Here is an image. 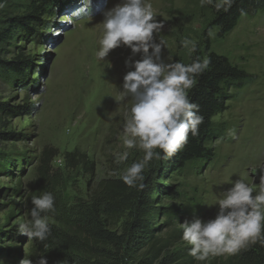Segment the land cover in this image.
I'll return each mask as SVG.
<instances>
[{"label": "rangeland", "instance_id": "374dc122", "mask_svg": "<svg viewBox=\"0 0 264 264\" xmlns=\"http://www.w3.org/2000/svg\"><path fill=\"white\" fill-rule=\"evenodd\" d=\"M13 2L16 0H0V30L5 27L6 16L16 17L8 8ZM120 2H57L59 9L53 6L54 16H43V26L33 30L35 33L21 31L2 48L0 58L14 66L18 75L11 70L8 77L0 73V104L11 110L0 113V133L4 134L0 137V264H20L29 256L33 241L18 233V225L29 213L31 198L46 192L40 186L44 155H56L50 166L52 184L46 185L47 192L55 197L56 209L48 214L49 225L63 232L74 229L78 206L88 204L102 182L122 181L123 172L143 157L142 150L127 149L123 144L124 114L131 100L122 99L120 91L124 75L134 70L125 64L131 49L115 48L104 61L96 57L103 35V13ZM149 2L157 21L164 23L154 38L164 41L165 58L189 61L193 53L180 43L185 37L197 42L196 51L203 50V34L213 19L212 5L201 7L200 0ZM74 13H79V18L69 25ZM211 45L214 53L243 70L249 83L242 90H232L226 111L213 119L215 136L208 146L211 160L167 169L166 161L153 159L144 170L156 193L154 199L163 188L179 193L172 199L161 192V200L156 202L155 207L162 208L156 212L157 225L164 226L161 235L182 230L179 224L186 219H213L217 199L237 179L244 180L253 187V195L257 194L264 176V11L244 16L223 38L211 31ZM19 56L24 57L22 62ZM132 59L139 60L140 55ZM27 64L29 70L25 72ZM229 130L235 132L234 138L227 134ZM124 152H128L127 159L117 162ZM166 221L172 222L171 227H165ZM110 231L120 237L123 230L116 224ZM188 248L176 238L166 254ZM131 249L124 247L121 264L160 261L146 249Z\"/></svg>", "mask_w": 264, "mask_h": 264}, {"label": "clouds", "instance_id": "9594fccd", "mask_svg": "<svg viewBox=\"0 0 264 264\" xmlns=\"http://www.w3.org/2000/svg\"><path fill=\"white\" fill-rule=\"evenodd\" d=\"M236 0H200V6L212 5L216 12H227ZM90 0H86V4ZM103 35L99 40L96 57L104 61L111 50L126 46L131 57L125 61L128 71L123 77L122 99L131 100L125 111L122 135L127 149L143 151L142 159L129 166L120 179L129 188L143 190L146 185L144 170L153 160L168 159L181 150L189 136L199 135V126L204 117L200 107L191 101L189 92L198 84V77L211 64L209 57H196L189 64L173 62L163 56L165 44L156 41L164 23L157 21L149 0H121L103 13ZM79 13L69 17L74 23ZM181 46L189 53L197 49V42L187 37ZM140 55L133 62V57ZM235 137V132L227 133ZM159 149V151H157ZM128 152L117 157V162L126 160ZM115 174V173H110ZM30 219L18 225V233L30 240L46 241L51 236L48 213H55V197L51 192H42L31 198ZM218 211L213 219L185 220L179 224L181 239L190 246L188 255L195 261L205 262L209 257L236 254L250 244L264 246V176L260 179L259 191L253 195V187L242 179L222 192L217 199ZM47 247V245H45ZM20 264H33L27 256ZM37 264H48L41 255Z\"/></svg>", "mask_w": 264, "mask_h": 264}, {"label": "trees", "instance_id": "16d2710c", "mask_svg": "<svg viewBox=\"0 0 264 264\" xmlns=\"http://www.w3.org/2000/svg\"><path fill=\"white\" fill-rule=\"evenodd\" d=\"M57 2L64 0H55L51 4L49 0H16L12 7L8 6L13 9L12 14L16 17L5 15L7 18L5 27L0 30V54L4 50L2 48L11 44L12 38L19 35V32L28 29L34 32L37 27L43 26L41 23L43 16L47 14L54 16L53 6ZM59 7L55 6L56 9ZM263 11L264 0H236L227 12H216L214 8L213 19L203 34V50L195 51L188 62L175 57L174 62L189 64L196 57L207 56L211 64L209 69L198 77V84L189 92L191 101L199 105L200 115L204 117L203 123L199 126V135L196 137L190 135L188 143L181 150L172 157L163 159L166 161L165 168L172 166L181 169L191 162L212 159L208 146L215 136L213 119L226 111L227 103L232 100L231 91L242 90L249 83V76L234 66L228 58L212 51L211 31H216L217 37L223 38L237 28L244 16L257 15ZM7 12L10 13V10ZM18 60L22 62L24 57L19 56ZM13 67L0 58L1 74H9L11 70L18 75ZM28 70L27 64L25 72ZM10 111L5 104H0V113ZM0 137H4V134L0 133ZM55 156L46 154L41 160L40 186L45 187L46 192L48 189L46 185L52 184L50 166ZM143 183L146 187L137 190L129 188L123 181L102 182L89 203L78 206L77 225L73 227L74 229L63 232L49 225L51 236L43 242L32 240L33 245L28 258L33 264H37L41 255L47 259L48 264H121L124 247L132 246L130 251L146 249L150 255L158 256V260L160 259L158 264H264V246L259 243L250 244L236 254H228L225 258L209 257L210 259L205 262L195 261L188 255L189 248L174 255L166 254L175 239L181 238L182 230L161 235L164 226L157 225L159 213L156 212L162 208H156L155 205L161 200V192L172 199L178 198L179 193L170 188H163L165 190H160L154 199L156 193L146 178ZM29 213H25L22 218L30 219ZM116 224L122 226L120 237L110 231ZM171 225L172 222L166 221V228Z\"/></svg>", "mask_w": 264, "mask_h": 264}]
</instances>
